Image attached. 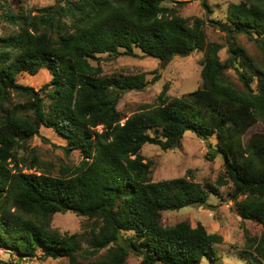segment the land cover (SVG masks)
I'll return each mask as SVG.
<instances>
[{
    "label": "trees",
    "instance_id": "trees-1",
    "mask_svg": "<svg viewBox=\"0 0 264 264\" xmlns=\"http://www.w3.org/2000/svg\"><path fill=\"white\" fill-rule=\"evenodd\" d=\"M65 1L35 14L16 12L3 2L0 21L18 28L0 36V246L19 260L40 249L44 258L66 256L72 264H126L132 251L143 257L141 264H215L220 234L187 221L163 225L161 214L206 205L220 193L219 186L231 184L239 215L262 226L259 236L246 231V254L264 264V131L245 139L254 125H264V61L259 64L235 41L246 34L264 55V0L231 2L222 17L208 20L226 33L228 57L206 56L202 84L188 99L169 101L166 85L156 105H142L124 122L119 99L141 90L145 78L103 76L98 55H131L138 48L162 62L188 56L205 48L207 22L190 23L166 0ZM42 69L52 79L39 90L17 81L22 73ZM230 69L239 71L242 87L226 75ZM43 126L66 139V153L82 152L75 169L54 176L19 166L17 149L26 148ZM187 131L207 141L216 138L208 159L221 155L223 173L215 183L196 181L191 171L153 181L154 162L146 160L143 146L178 147ZM66 212L102 222L86 238L91 248L86 254L108 247L103 255L78 261L82 235L51 227L53 215Z\"/></svg>",
    "mask_w": 264,
    "mask_h": 264
},
{
    "label": "rangeland",
    "instance_id": "rangeland-1",
    "mask_svg": "<svg viewBox=\"0 0 264 264\" xmlns=\"http://www.w3.org/2000/svg\"><path fill=\"white\" fill-rule=\"evenodd\" d=\"M7 1L9 6L16 12H28L33 9V14L39 12L43 7L57 3V0H0V14L5 9L3 2ZM75 1V0H68ZM204 1L212 9L208 12L203 5ZM242 0H166L165 5L173 7L177 14L193 23L196 18L204 19L206 46L196 50L188 56H174L167 62L158 58L147 56L140 49L135 48L131 55L118 54L98 55L103 69V76H116L126 78L129 76L143 75L145 84L139 89L125 92L119 99L118 109L121 111L125 121L126 118L141 110L142 105L157 104V98L168 86L166 94L169 101L175 99H188L189 92L197 89L202 84L201 69L206 56L215 54L219 59L225 61L228 57V41L226 33L210 25L209 19L219 18L224 15V10L231 2ZM63 6L66 1L63 0ZM70 23L71 17L65 19ZM18 26L9 22L0 21V36L8 35ZM235 41L245 45L248 51L255 55V60L262 65L264 55L260 52L257 43L246 34L235 36ZM120 52H123L121 49ZM96 64V60H91ZM240 69V67H239ZM239 71L230 69L226 75L242 87L239 80ZM52 75L46 69H42L36 75L27 72L18 76L17 81L25 85H31L39 90L48 84ZM257 86V83H253ZM48 90H46L47 92ZM46 96V93H42ZM48 101L46 102V105ZM102 130V126H98ZM264 131V125L259 122L254 125L245 139L253 132ZM209 143L216 145L217 140L211 137L207 140L198 138L191 131H187L178 147L163 150L155 144H145L142 154L146 160L153 161L150 176L153 181L172 179L186 176L189 171L196 181L215 183L224 171V160L218 155L213 160L208 159ZM67 141L52 128L41 127L40 134L27 141L26 148H18L17 156L21 157L19 166L25 172H45L54 176L66 174L75 169L83 160L80 150H72L66 153L64 147ZM11 166L13 163L10 164ZM232 185L219 186L220 193L211 195L206 205H192L174 211H163L161 224L174 225L181 221H187L192 226L202 224L208 232L218 233L223 237V242L216 245L218 259L215 264H258L252 261L250 255L246 254V231L251 235L259 236L262 226L254 221L244 220L238 213L236 201L230 198ZM102 222L96 218L79 216L74 212L56 213L52 217L51 227L61 233L81 234L82 249L78 255V261L89 263L103 255L107 248H103L95 256L86 254L90 251L87 237L93 232H98ZM124 237L133 235V232H124ZM15 254L7 249L0 253V264H12ZM39 249L35 256H24L28 259L20 260L19 264H72L69 257L44 258ZM17 255V254H16ZM253 256V255H251ZM142 256L130 252L126 264H141ZM207 264V261L205 262Z\"/></svg>",
    "mask_w": 264,
    "mask_h": 264
},
{
    "label": "built area",
    "instance_id": "built-area-1",
    "mask_svg": "<svg viewBox=\"0 0 264 264\" xmlns=\"http://www.w3.org/2000/svg\"><path fill=\"white\" fill-rule=\"evenodd\" d=\"M5 250H6V247L0 246V253H3ZM12 256L14 257L13 264H19L20 260H19L18 254L16 255L15 253V254H12ZM24 259H28V258L27 257L21 258V260H24Z\"/></svg>",
    "mask_w": 264,
    "mask_h": 264
}]
</instances>
